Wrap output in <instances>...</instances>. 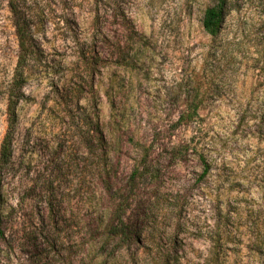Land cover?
<instances>
[{
  "label": "rangeland",
  "instance_id": "1",
  "mask_svg": "<svg viewBox=\"0 0 264 264\" xmlns=\"http://www.w3.org/2000/svg\"><path fill=\"white\" fill-rule=\"evenodd\" d=\"M216 1L50 0L3 172L0 264H264V0H227L211 37ZM18 52L0 0V145Z\"/></svg>",
  "mask_w": 264,
  "mask_h": 264
},
{
  "label": "trees",
  "instance_id": "2",
  "mask_svg": "<svg viewBox=\"0 0 264 264\" xmlns=\"http://www.w3.org/2000/svg\"><path fill=\"white\" fill-rule=\"evenodd\" d=\"M226 2L227 0H217L212 6L207 7L204 10L202 17V27L206 34L211 37L218 35L224 18L226 15ZM50 0H8V10L12 16L13 27L18 41L19 52L17 55V63L14 70L13 80L8 92L7 102V121L8 130L0 145V239L4 236L2 230V214L4 199L1 192L3 182V172L9 165L12 158V143H13V131L16 122V106L23 96L21 89L27 82L31 75V69L27 72L28 64L35 63L40 60L41 49L38 43V34L44 31L45 24L49 21L50 14ZM198 103H195L193 107L184 112L180 118V122H190L196 118H199L197 113ZM93 124L91 122L89 127ZM98 126V122H94ZM98 147L101 152V156L105 155L106 143L103 140V136L96 137ZM202 175H205L209 170V165L206 163L203 157ZM137 171V169H136ZM134 178V175L132 176ZM116 226H110L107 233L111 236L124 235L128 236L126 228L119 229Z\"/></svg>",
  "mask_w": 264,
  "mask_h": 264
}]
</instances>
